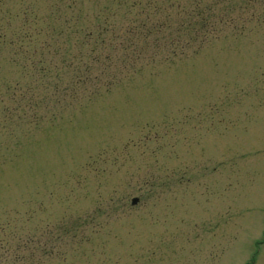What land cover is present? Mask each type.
<instances>
[{
	"label": "rangeland",
	"instance_id": "374dc122",
	"mask_svg": "<svg viewBox=\"0 0 264 264\" xmlns=\"http://www.w3.org/2000/svg\"><path fill=\"white\" fill-rule=\"evenodd\" d=\"M199 1L229 24L167 64L113 44L167 43L195 0H0V264H264V0ZM91 45L100 94L54 100Z\"/></svg>",
	"mask_w": 264,
	"mask_h": 264
},
{
	"label": "trees",
	"instance_id": "16d2710c",
	"mask_svg": "<svg viewBox=\"0 0 264 264\" xmlns=\"http://www.w3.org/2000/svg\"><path fill=\"white\" fill-rule=\"evenodd\" d=\"M134 4H136V3H134ZM199 4H200V3H199ZM203 7H209V8H211V5H206V4H203ZM203 24H204V19H201L200 26L202 27V26H203Z\"/></svg>",
	"mask_w": 264,
	"mask_h": 264
}]
</instances>
